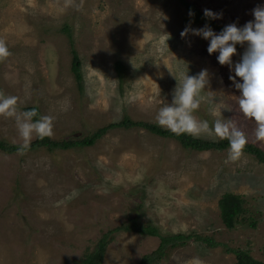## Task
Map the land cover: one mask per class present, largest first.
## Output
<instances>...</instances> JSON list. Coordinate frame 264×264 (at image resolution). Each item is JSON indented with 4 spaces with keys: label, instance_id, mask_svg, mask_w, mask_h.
I'll return each instance as SVG.
<instances>
[{
    "label": "rangeland",
    "instance_id": "rangeland-1",
    "mask_svg": "<svg viewBox=\"0 0 264 264\" xmlns=\"http://www.w3.org/2000/svg\"><path fill=\"white\" fill-rule=\"evenodd\" d=\"M190 1L219 14L215 20L224 27L243 28L254 21L253 9L264 6V0ZM186 17L177 0H0V39L11 52L0 59V92L19 98L18 112L35 105L52 116L53 139L81 138L124 116L158 124L178 81L206 69L194 115L210 126L236 120L264 151L255 122L239 112L241 93L230 79L247 43L236 47L233 67L221 65L219 52L207 51L210 41L181 37L186 27L206 26ZM71 47L81 59L82 89L70 69ZM117 59L125 68L121 83ZM0 139L23 143L14 117L0 116ZM225 192L241 199L232 227L220 216ZM130 218L163 234L195 233L220 243L190 238L152 264H234L227 247L264 261V164L245 152L233 161L228 149H186L139 127L110 128L86 147L0 151V264L80 262L101 235ZM158 243L156 236L116 232L101 264H137Z\"/></svg>",
    "mask_w": 264,
    "mask_h": 264
},
{
    "label": "clouds",
    "instance_id": "clouds-1",
    "mask_svg": "<svg viewBox=\"0 0 264 264\" xmlns=\"http://www.w3.org/2000/svg\"><path fill=\"white\" fill-rule=\"evenodd\" d=\"M189 15L191 16L192 13L190 12ZM204 15L212 19L221 18L219 14L208 9L204 10ZM253 15L254 21H249L243 28L233 23L217 34L207 25L201 29L186 27L180 35L183 38L191 33L210 41L208 53L211 55L219 52L218 62L230 67H233L232 57L237 54L236 45L247 43L248 47L241 62L233 67L235 75L230 76V79L241 93L236 97L239 112L247 120L255 122L254 136L256 140L264 141V6L253 9ZM10 55L6 42L0 39V59ZM208 76V71L205 69L195 76L186 75L182 82L178 81L172 103L159 109L156 122L177 135L186 133L200 136L214 133L218 138L228 140V159L234 161L243 154L248 144V136L238 122L234 119H215L210 126L207 120L201 121L194 115V112L200 108L201 92L208 84ZM236 77L243 82L238 83ZM18 99L17 96L0 92V116L15 118L23 141L18 149L19 154L22 155L29 148L33 135L41 140L53 135L54 118L50 115H40L35 108L18 112ZM197 264L201 262L197 261Z\"/></svg>",
    "mask_w": 264,
    "mask_h": 264
},
{
    "label": "trees",
    "instance_id": "trees-1",
    "mask_svg": "<svg viewBox=\"0 0 264 264\" xmlns=\"http://www.w3.org/2000/svg\"><path fill=\"white\" fill-rule=\"evenodd\" d=\"M187 11L186 21L191 24H205L214 27L218 34L225 28L223 25L219 24L215 19L207 18L204 15V10H202L197 4L190 0H177ZM192 13L190 16L189 13ZM66 30V27H63ZM67 31V30H66ZM239 45V44H238ZM236 45V47L238 46ZM72 46V44H71ZM70 69L74 76L79 89H82V72H81V59L74 49L71 47L70 50ZM241 52V57L243 56ZM114 69L117 74V78L121 83L124 79V64L121 60L117 59L114 61ZM39 108L35 105H27L21 108V111H27L31 109ZM115 127H139L147 130L152 134L159 135L165 138H172L176 140L183 148L195 150V151H207V150H225L229 148V142L226 139H205L202 137H197L191 134H173L171 131L159 124L143 121V120H132L128 116H124L117 122L106 124L92 131L89 135L83 136L81 138H68L55 140L52 137H46L40 139L37 136L30 141V146L26 151H31L39 148H47L49 150L54 149H72L79 147H86L93 145L96 140L101 138L110 128ZM21 143H12L5 139H0V151L7 153L19 152V146ZM245 153L253 156L257 161L264 164V151L252 142H248L244 151ZM218 206L220 208V216L222 222L227 227H232L237 221L239 211L241 209V199L239 195L233 194L231 192H225L221 195L218 200ZM119 231H135L141 235L146 236H156L159 238V243L157 247L144 254L137 264H152L155 261L162 259L167 256L172 248L183 246L187 243L190 238H194L195 241L204 243L209 247H216L220 245L218 241L210 236H203L200 234H163L160 233L158 228L151 224H142L136 218H130L126 222H122L118 226L110 229L103 235H101L94 247L84 256L80 262H75L74 264H101L104 257L105 249L108 241L112 238L113 234ZM226 250L234 254L235 263L234 264H264L263 260L254 258L250 251L243 248L227 247Z\"/></svg>",
    "mask_w": 264,
    "mask_h": 264
}]
</instances>
